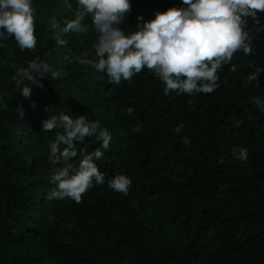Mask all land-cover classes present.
<instances>
[{
    "label": "trees",
    "instance_id": "16d2710c",
    "mask_svg": "<svg viewBox=\"0 0 264 264\" xmlns=\"http://www.w3.org/2000/svg\"><path fill=\"white\" fill-rule=\"evenodd\" d=\"M71 4L33 0L35 49L21 51L14 40L0 48V264H264V116L253 103L264 101V71L247 80L264 69V14L248 18L244 29L251 54L234 53L217 71L216 90L189 97L164 94L146 68L115 85L79 64L84 53L96 59L97 33L88 18L86 33H61L74 18ZM179 6L180 0H131L122 27L127 34L137 16L150 20ZM34 59L60 76L37 77L43 88L33 85L24 98L15 80ZM61 112L85 115L112 133L98 168L106 181L130 177L127 196L105 183L79 203L47 199L55 187L49 145L62 130L45 131L42 121ZM233 146L248 149L246 163L233 157ZM98 147L94 137L77 145L86 152Z\"/></svg>",
    "mask_w": 264,
    "mask_h": 264
},
{
    "label": "clouds",
    "instance_id": "9594fccd",
    "mask_svg": "<svg viewBox=\"0 0 264 264\" xmlns=\"http://www.w3.org/2000/svg\"><path fill=\"white\" fill-rule=\"evenodd\" d=\"M63 3L66 7L72 6L71 0H63ZM32 5L33 0H0V48L5 46V41L14 40L21 51L35 49L37 37ZM75 5L74 18L64 23L61 33H86L85 18L91 21L97 33L96 59H89L88 53H84L77 57L79 64L105 73L115 85L130 81L146 68L163 83L164 94L175 91L178 96L189 97L216 90L219 87L217 71L229 63L234 53L251 54V38L244 29L248 18L256 21L258 14H264V0H180L179 7L155 11L154 19L137 16L135 31L126 34L122 25L131 11V0H75ZM52 27H57L56 22ZM57 43L63 47L67 41L61 39ZM261 71L264 69L256 68L247 80H257ZM59 76V71L52 70L49 64L34 59L18 70L15 83L21 89L20 94L30 98L33 85L43 88L37 77L56 80ZM253 103L264 116V101L254 98ZM31 106L35 107L34 103ZM17 111L22 118V106H18ZM127 111L131 114L133 108ZM42 129L62 130L49 145L48 160L53 165L49 182L55 187L47 194V199L69 198L79 203L84 193L105 183L114 192L128 195L130 177L116 174L106 181L105 174L98 168L97 162L104 158L113 139L106 127L85 115L74 117L61 112L44 119ZM88 137H94L99 147L91 152L78 150L77 145L84 144ZM182 139L185 144L190 142L187 136ZM231 152L237 160L247 162V148L233 146ZM78 156L79 162L74 163L73 158Z\"/></svg>",
    "mask_w": 264,
    "mask_h": 264
}]
</instances>
